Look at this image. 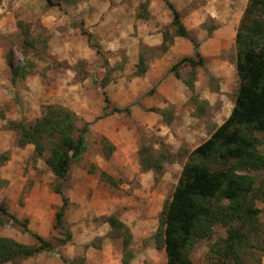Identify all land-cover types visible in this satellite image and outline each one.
<instances>
[{
  "label": "rangeland",
  "instance_id": "1",
  "mask_svg": "<svg viewBox=\"0 0 264 264\" xmlns=\"http://www.w3.org/2000/svg\"><path fill=\"white\" fill-rule=\"evenodd\" d=\"M69 1L52 0L54 6H50L46 0H0V205L26 222L31 233L49 240L67 261L43 252L21 264H123L122 240L107 222L111 215L131 231V264H167L165 250L154 237L184 165L194 161L211 170L225 167L222 161H204L192 153L233 110L239 90L235 38L248 0H169L183 23L197 9L202 15L212 11L216 16H208L201 26L188 31L199 44L203 66L193 70L185 63L177 72L172 69L183 58L198 59L195 52L193 57L186 55V47L190 52L193 49L186 38L184 55L166 58L181 37L176 36L171 12L170 20L163 23L151 18L154 0H136L135 17L145 23L142 32L161 36V45L139 44L138 59L133 61L124 50H108L97 35L92 34L89 41L82 34L89 28L80 5H90L91 0ZM94 1L101 4L103 0ZM124 2L131 4V0ZM56 31L80 41L78 49L86 50L81 51L84 58L53 55L52 43L61 48L62 42ZM94 45L100 47L99 53ZM25 58L34 63L32 74L14 83L13 69L23 66ZM141 58L146 71L139 75ZM192 77L193 92L186 85ZM104 92L109 110H104ZM47 105L68 108L91 123L87 151L72 163L64 188L68 199L65 226L72 234L65 245L66 233L55 224L62 206L53 189L56 177L45 158L36 157L33 145L19 147V134L10 127L11 123L35 122ZM113 108L129 112L111 113ZM244 132L259 141L258 150L264 155V132L251 128ZM142 148L161 157V173L142 167ZM244 174L256 180L247 206L260 212L244 223H232L249 238L238 253L244 264H264V168ZM0 235L35 243L31 234L12 222L0 229ZM226 237V229L217 225L211 239L194 240L188 250L190 259L194 264H236L223 251L213 250Z\"/></svg>",
  "mask_w": 264,
  "mask_h": 264
},
{
  "label": "trees",
  "instance_id": "2",
  "mask_svg": "<svg viewBox=\"0 0 264 264\" xmlns=\"http://www.w3.org/2000/svg\"><path fill=\"white\" fill-rule=\"evenodd\" d=\"M149 0H146L148 3ZM172 13L176 36L189 39L194 47V58H183L177 67L188 64L193 70L203 66L204 59L199 52V44L190 36L180 13L169 0H163ZM54 6L52 0H46ZM67 2H70L67 0ZM148 6V4L146 5ZM149 13L147 12V15ZM144 16V15H143ZM149 16V15H148ZM82 34L92 40L87 31ZM236 68L239 77V90L230 116L198 146L192 157L198 156L204 161H222L225 167L211 170L194 161L186 163L182 169L177 186L168 204L165 217L155 234L156 242L165 250L167 264H194L189 257V248L195 239H211L213 228L222 226L227 237L222 246L214 245V252H224V256L236 264L241 261L239 250L249 241L247 233L232 225L234 221L244 223L246 218L259 214L258 209L247 206L248 197L254 192L256 180L244 174L246 171H258L264 168V155L258 150V140L245 134V128L264 132V0H248L235 38ZM97 52L100 47L94 45ZM25 64L13 69V82L25 80L34 63L25 58ZM144 60L140 59V73L145 74ZM188 89L194 91V80L186 81ZM104 110L110 109V100L106 93ZM129 112V109L113 108L111 113ZM90 122H84L74 111L59 105H47L42 115L33 123H11L10 127L19 134L18 145L23 148L34 146L36 157L45 158V163L56 177L53 185L55 193L62 199V206L56 215V227L66 233L65 245L72 234L65 226V212L68 199L64 188L69 171L74 162L79 161L88 148L86 135ZM48 153V156H46ZM140 162L144 169L162 172L160 156L150 155L147 149L140 150ZM12 222L24 232L35 238L34 244H25L13 238L0 235V264H21L43 252L58 254L49 240L31 233L27 223L11 214L5 205H0V229ZM107 222L123 243V264H131L134 256L131 251L132 234L128 226L117 216L107 217ZM66 261V260H65ZM67 262V261H66Z\"/></svg>",
  "mask_w": 264,
  "mask_h": 264
},
{
  "label": "crops",
  "instance_id": "3",
  "mask_svg": "<svg viewBox=\"0 0 264 264\" xmlns=\"http://www.w3.org/2000/svg\"><path fill=\"white\" fill-rule=\"evenodd\" d=\"M115 2V4H112L109 0H103L101 4H98L95 3L94 0H91L90 5L88 3L84 4L86 9H83L84 7L80 5L79 10H84V17L87 23L86 27L89 28L91 34L98 36L101 44H103L108 50L116 52L122 50L126 51V56L132 61L138 59L139 44L143 43L145 46L149 47H157L161 45V36L156 33L150 35L142 32L145 23L141 24L142 21L135 17V10L138 1L131 0L130 5H128L127 2H124V0H115ZM89 6H91V12L89 11ZM154 7H159L160 10L155 11ZM170 12V10L166 9V3L163 0H154L150 7L151 18H154L155 22L163 23V21L167 19L169 21ZM201 12L202 10H194L185 18L184 24L188 28V31L194 27L197 28L201 26L208 16L213 19L216 18L214 15L215 13L212 11H209V15H202ZM216 33L217 31L214 34ZM56 34H59L62 37V40H60L62 42L61 48H57L56 44L52 43L53 55H58L59 59H73V55L74 58H84V55H81V51L86 50L83 48L82 50L78 49L80 41L75 42V39L69 37L65 33L61 34L59 31H56ZM185 45L183 38H176L175 43L171 47L166 58H169V56L172 57L176 54L177 56L184 55L185 50L182 47ZM186 51H188V54L186 53L188 57H193L194 47L191 52L188 50V47H186Z\"/></svg>",
  "mask_w": 264,
  "mask_h": 264
}]
</instances>
